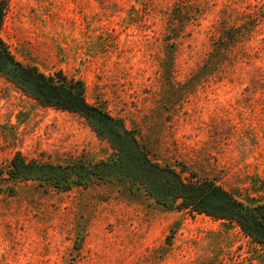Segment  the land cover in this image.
<instances>
[{"label": "rangeland", "instance_id": "obj_1", "mask_svg": "<svg viewBox=\"0 0 264 264\" xmlns=\"http://www.w3.org/2000/svg\"><path fill=\"white\" fill-rule=\"evenodd\" d=\"M15 59L81 80L151 160L264 206V0H5ZM66 164L113 151L75 113L0 75V164ZM0 195V264H264L234 223L157 204L128 182Z\"/></svg>", "mask_w": 264, "mask_h": 264}, {"label": "trees", "instance_id": "obj_2", "mask_svg": "<svg viewBox=\"0 0 264 264\" xmlns=\"http://www.w3.org/2000/svg\"><path fill=\"white\" fill-rule=\"evenodd\" d=\"M7 10L0 0V32ZM0 75L24 95L42 107L75 113L83 117L113 151L108 160L86 162L74 160L66 164L27 159L15 153L6 165L0 164V195L13 191L16 182L35 181L60 191L87 187L93 182L126 181L130 187L142 189L157 204L189 214H204L215 220L236 224L254 243L264 248V206H248L236 199L212 179L199 178L186 168L176 171L150 159L134 130L121 118L112 116L101 106L86 99L81 80L58 70L47 75L37 67L16 60L0 35Z\"/></svg>", "mask_w": 264, "mask_h": 264}]
</instances>
